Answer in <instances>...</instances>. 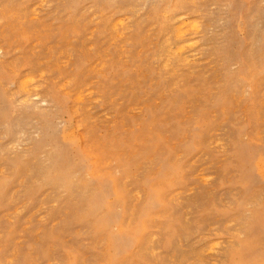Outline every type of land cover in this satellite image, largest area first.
I'll list each match as a JSON object with an SVG mask.
<instances>
[{"label": "rangeland", "instance_id": "374dc122", "mask_svg": "<svg viewBox=\"0 0 264 264\" xmlns=\"http://www.w3.org/2000/svg\"><path fill=\"white\" fill-rule=\"evenodd\" d=\"M0 264H264V0H0Z\"/></svg>", "mask_w": 264, "mask_h": 264}, {"label": "bare ground", "instance_id": "6f19581e", "mask_svg": "<svg viewBox=\"0 0 264 264\" xmlns=\"http://www.w3.org/2000/svg\"><path fill=\"white\" fill-rule=\"evenodd\" d=\"M181 17H183V16H181ZM181 17H178L179 19H181ZM177 18V17H176ZM176 18H175V20H176ZM177 18V19H178ZM183 23L181 24V26L182 25H184V22L185 21H182ZM180 24H178V25H180ZM191 24V23H190ZM177 25V28L176 27H174V28H176L177 30H176V33L177 34H174L175 36L174 37H178V38H180V41H185L186 39H187V31L189 30L190 31V27H188L189 26V23H186L185 24V26H183V27H180V26H178ZM187 25V26H186ZM192 25V24H191ZM187 27H188V30H187ZM178 28H182V29H180V31H179V29ZM116 29V28H115ZM187 30V31H186ZM192 30V29H191ZM193 30H194V28H193ZM179 33V34H178ZM191 33V32H190ZM118 34V33H117ZM190 38V37H189ZM194 43V42H193ZM182 44V43H181ZM190 44H188V46H189ZM177 46H178V44H177ZM183 46V48H185L184 46H186V44L184 45H182ZM186 47L187 49L189 48V47ZM171 47V46H170ZM175 47H176V45H175ZM175 49V48H174ZM186 49V50H187ZM178 49H175V51H177ZM184 50V49H183ZM179 51V50H178ZM178 51H177V53H178ZM182 52V51H181ZM185 52V51H184ZM176 54V53H175ZM182 59H183V57H182ZM187 59V58H186ZM185 59V56H184V60H186ZM188 60V59H187ZM31 85V84H30ZM33 88V87H32ZM28 91V90H27ZM31 92V91H30ZM36 94V93H35ZM218 245H219V243H218ZM214 250V247L212 248V251ZM215 251V250H214Z\"/></svg>", "mask_w": 264, "mask_h": 264}]
</instances>
